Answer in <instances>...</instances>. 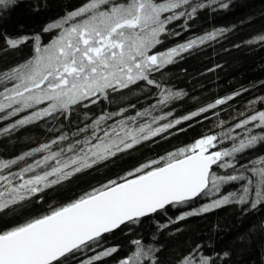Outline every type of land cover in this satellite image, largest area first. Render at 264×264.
Masks as SVG:
<instances>
[{
    "label": "snow or ice",
    "instance_id": "snow-or-ice-1",
    "mask_svg": "<svg viewBox=\"0 0 264 264\" xmlns=\"http://www.w3.org/2000/svg\"><path fill=\"white\" fill-rule=\"evenodd\" d=\"M16 2L0 0V8ZM217 2L221 8L228 7L222 0ZM205 7V3L193 4L192 0H86L78 9L45 26L44 32H56L49 43L41 45L37 36L29 59L0 71V113H3L0 120L28 113L0 128V135L49 118L69 119L78 108L88 109L107 100L110 93L130 89L140 82L160 88L152 78L154 73L174 63L182 53L222 34V30L211 32L163 52L153 51L163 43L162 37L169 34L170 24L192 19L198 8ZM28 39L8 37L5 44L17 49ZM255 40L264 43V35ZM172 98L173 93L162 92L157 103L166 105ZM225 102L217 99L199 112ZM123 113L124 110L102 113L91 126L73 134L89 132L90 127V135L57 151L51 150L52 145L68 140L67 135L62 134L51 144H43L16 159L0 160V214L6 215L45 189L69 181L78 173L181 123L177 119L153 127V123L165 120L166 116L153 117L152 123H139L137 117L149 115L147 110L135 116L125 117ZM197 115L193 112L183 120ZM117 116L122 118L108 123ZM235 128L243 129L244 134L225 133L223 138L216 134L203 136L161 158L163 163L151 161L119 182L111 180L45 215L14 226H0V264H66L98 247L105 234L137 223L167 206L184 205L201 195L215 196L221 193L222 186L233 182H244L238 192L219 195L210 204L178 219L229 204L244 206L243 210L264 207V156L251 161L250 166L237 167L239 155L258 145L264 146V111L248 116ZM224 139L232 141L231 147L218 149ZM45 152L48 154L19 171L4 174L19 161ZM214 166L232 172L219 175ZM131 243L135 250L120 264H157L156 249L146 247L139 239ZM115 252V247L106 248L79 264H97ZM179 264H214V260L189 253L180 258Z\"/></svg>",
    "mask_w": 264,
    "mask_h": 264
},
{
    "label": "trees",
    "instance_id": "trees-1",
    "mask_svg": "<svg viewBox=\"0 0 264 264\" xmlns=\"http://www.w3.org/2000/svg\"><path fill=\"white\" fill-rule=\"evenodd\" d=\"M85 2L17 0L15 5L0 8V71L29 59L33 55L37 36L40 37L41 45L49 43L56 32H44L45 26L60 20ZM192 2L205 3L207 7L198 8L192 19L184 18L170 24L169 34L162 37L163 43L153 51L163 52L211 32L222 30V34L182 53L174 63L154 73L152 78L160 84V88L140 82L130 89L110 93L107 100L88 109L78 108L69 119L49 118L19 127L10 134L0 135V160L16 159L43 144H51L62 134L69 139L52 145L51 150L67 147L70 142L90 135V127L89 132L80 133L79 136L73 134L78 129L91 126L105 112L124 110L123 115L127 117L147 110L149 115L137 117L139 123H152L153 117L161 115L166 116V119L153 123V127L177 119L181 123L78 173L69 181L45 189L6 215L0 214V226H14L45 215L50 209L66 205L111 180L119 182L129 172L151 161L163 163L161 158L203 136L216 134L223 138L225 133L242 136L244 130L236 129L235 125L255 112L264 111V43L255 40L257 36L264 35V0H222L228 4L227 8L219 7L217 0ZM23 36L29 39L17 49H10L5 44L8 37ZM162 92L174 94V98L166 105L157 103ZM229 96L231 100L226 99ZM217 99H225L226 102L207 112H199ZM193 112L199 115L183 120L184 116H191ZM27 114L21 113L20 116ZM20 116L0 120V128L13 123ZM121 118L114 117L108 123L113 124ZM231 145L232 141L224 139L217 147L224 149ZM47 154L36 153L19 161L10 170H5L4 174L19 171L21 167ZM261 156H264V146L258 145L238 156L237 167L240 164L250 166L251 161ZM214 170L219 175L232 172L231 169L215 166ZM242 183L224 185L221 193L215 196L201 195L184 205L168 206L149 217L141 218L137 223L122 226L113 233L105 234L94 250L77 255L66 264H79L80 260L112 247L117 248V252L104 257L97 264H120L135 250L131 242L136 239L141 240L146 247L156 249L157 264H179L180 258L189 253L209 256L214 264H264V207L243 210L244 206L229 204L199 215L187 216L184 220L178 219L187 212L198 211L219 198V195L238 192Z\"/></svg>",
    "mask_w": 264,
    "mask_h": 264
},
{
    "label": "water",
    "instance_id": "water-1",
    "mask_svg": "<svg viewBox=\"0 0 264 264\" xmlns=\"http://www.w3.org/2000/svg\"><path fill=\"white\" fill-rule=\"evenodd\" d=\"M199 197H200V196H199ZM197 198H198V197L194 198L192 201L196 200ZM167 207H168V206H167ZM167 207H166V208H167ZM160 211H161V210H160ZM158 212H159V211H158ZM153 214H155V213H153ZM153 214H150L149 216H151V215H153ZM149 216H148V217H149ZM144 218H145V217H144ZM117 230H118V229H117ZM115 231H116V230H115Z\"/></svg>",
    "mask_w": 264,
    "mask_h": 264
},
{
    "label": "rangeland",
    "instance_id": "rangeland-1",
    "mask_svg": "<svg viewBox=\"0 0 264 264\" xmlns=\"http://www.w3.org/2000/svg\"><path fill=\"white\" fill-rule=\"evenodd\" d=\"M211 202H212V201H211ZM211 202L207 203L206 205L210 204ZM206 205H205V206H206Z\"/></svg>",
    "mask_w": 264,
    "mask_h": 264
}]
</instances>
